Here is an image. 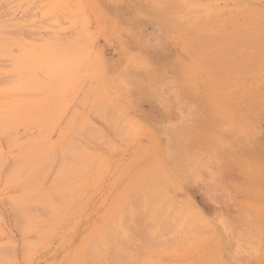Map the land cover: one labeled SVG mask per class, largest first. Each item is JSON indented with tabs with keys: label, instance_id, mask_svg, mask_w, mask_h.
I'll return each instance as SVG.
<instances>
[{
	"label": "rangeland",
	"instance_id": "obj_1",
	"mask_svg": "<svg viewBox=\"0 0 264 264\" xmlns=\"http://www.w3.org/2000/svg\"><path fill=\"white\" fill-rule=\"evenodd\" d=\"M11 5L0 264H264V0ZM154 137L164 158L195 148L236 188L247 215L234 241L187 213V197L213 206L166 159L163 174Z\"/></svg>",
	"mask_w": 264,
	"mask_h": 264
},
{
	"label": "bare ground",
	"instance_id": "obj_2",
	"mask_svg": "<svg viewBox=\"0 0 264 264\" xmlns=\"http://www.w3.org/2000/svg\"><path fill=\"white\" fill-rule=\"evenodd\" d=\"M13 1H19V0H0V4H5L8 14L4 13V16L12 15V4ZM5 2V3H2ZM18 7H20V3H18ZM1 8V7H0ZM6 11V13H7ZM14 12V9H13ZM3 14H0V19H3ZM4 17V18H5ZM15 17V16H14ZM20 33V22H17L13 18H6L3 22L0 21V55L5 56L6 59L11 61V64L13 68L18 72L17 75L20 74V37L17 35ZM10 48H15L16 53L11 52ZM5 53V54H4ZM151 88V87H149ZM146 88V89H149ZM155 89V88H154ZM151 88V93L157 92ZM153 91V92H152ZM163 94V93H161ZM156 96V94H155ZM158 96V95H157ZM164 100V99H163ZM164 104V103H163ZM165 106V104H164ZM136 123V122H134ZM137 124V123H136ZM140 126V125H139ZM138 126V127H139ZM153 141L156 145V150L159 156V161H161L160 165H162V172L165 175L167 172V168L165 166L164 160H167V165L169 166V169L172 170L175 174L176 172L182 173V175L185 177L192 176L195 181H202L203 188L205 189V193L207 195L208 200L212 202L214 206L220 207L221 211L219 214V223H221V227L224 228V230H227V242H230L231 239L234 241V236H231L232 232H236L237 226H241L244 223V220L246 219V207L243 204L242 200H238L237 192H232L231 190H228V188L225 185V182L221 179H211L205 177V169H202L206 167L205 163H202L201 158L198 160V155L195 153V148L192 152V160H188L187 155L185 154L184 149L177 148V152L180 154L179 160H173L169 156H163L162 148L159 146L158 142L156 141V138H153ZM165 145H167L166 142H164ZM164 145V147H165ZM167 147V146H166ZM166 153V151H165ZM186 155V156H185ZM197 157V159H196ZM164 163V165H163ZM202 169V170H201ZM166 170V171H165ZM204 172V173H203ZM207 172V171H206ZM169 173V172H168ZM167 175V174H166ZM170 176V175H169ZM198 176V177H197ZM168 177V176H167ZM199 178V179H198ZM170 179V178H168ZM169 182L175 183L177 181L175 180H168ZM178 184V183H177ZM174 185V184H173ZM176 186V184H175ZM180 190V189H179ZM182 193V192H180ZM184 194V193H182ZM187 202L186 205L190 209L191 212H187L189 214H194V217L198 218L200 223L206 227L210 234H217V228L212 223L209 216L205 215L201 209H199L193 201L187 197L185 199ZM233 207V209L236 208V211H230V209ZM246 208V209H245ZM227 211H226V210ZM186 210V209H185ZM233 212V213H232ZM237 219V220H236ZM249 220V219H248ZM246 220V221H248ZM232 242V241H231Z\"/></svg>",
	"mask_w": 264,
	"mask_h": 264
},
{
	"label": "crops",
	"instance_id": "obj_3",
	"mask_svg": "<svg viewBox=\"0 0 264 264\" xmlns=\"http://www.w3.org/2000/svg\"><path fill=\"white\" fill-rule=\"evenodd\" d=\"M188 160H190V159H188ZM204 162V161H203ZM202 169H205L206 171H207V166L206 167H204V168H202ZM201 169V170H202ZM205 171V173L204 174H208L209 172L207 171L206 172ZM213 172H212V176H211V174L209 173L208 175H205V177H207L208 179L209 178H211V179H221V180H223L224 182H225V185H226V187L228 188V190H231L232 192H237L236 191V188H234V187H231V186H229L228 184H227V182H226V180H225V178H224V176L222 175V173H221V171L219 172H217L216 173V178H215V176H213ZM198 177V176H197ZM187 179H189L191 182H194L195 180L193 179V177L192 176H187L186 177ZM199 179V178H198ZM202 182V181H201ZM203 183V182H202ZM206 198H207V195H206ZM207 200H208V198H207ZM209 202H211L210 200H208ZM211 204H212V202H211ZM212 206H213V208H212V212H211V214L210 215H207V216H209V218L211 219V221H212V223H214V225L216 224L217 226H221V223H219V214H220V212H222L221 211V208L220 207H217V206H214L213 204H212ZM215 225V226H216Z\"/></svg>",
	"mask_w": 264,
	"mask_h": 264
}]
</instances>
